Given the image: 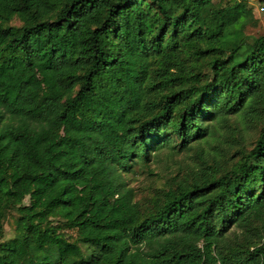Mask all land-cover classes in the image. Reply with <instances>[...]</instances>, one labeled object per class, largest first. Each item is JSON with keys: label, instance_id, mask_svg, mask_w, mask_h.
<instances>
[{"label": "trees", "instance_id": "trees-1", "mask_svg": "<svg viewBox=\"0 0 264 264\" xmlns=\"http://www.w3.org/2000/svg\"><path fill=\"white\" fill-rule=\"evenodd\" d=\"M258 24L247 0H0V264H264Z\"/></svg>", "mask_w": 264, "mask_h": 264}, {"label": "rangeland", "instance_id": "rangeland-1", "mask_svg": "<svg viewBox=\"0 0 264 264\" xmlns=\"http://www.w3.org/2000/svg\"><path fill=\"white\" fill-rule=\"evenodd\" d=\"M250 7H252L255 18L258 19L259 24L256 28H248L247 34L251 36H259L264 34V0H247ZM181 158V157H179ZM154 166H152L153 168ZM156 167V166H155ZM165 164L162 163L160 167L157 166L158 170H154L156 174L159 176H153L149 177L144 173H141L140 171H137L136 174H130L128 176L129 184L131 187L135 188L138 194L147 193L148 189L153 186L159 184V181L157 180L159 177L166 176L168 174V171L165 169ZM155 169V168H153ZM28 200L25 199L23 202L24 204H27ZM14 213V212H12ZM9 215L7 219L4 221V230H5V238L9 239L12 237V230H11V219ZM46 250L43 252H47L48 257L52 260L57 259V247L55 245L49 244L45 247ZM42 253V254H44ZM42 254H37L34 252H30L29 254L25 255L22 259V261L25 264H31L33 261H39L40 256Z\"/></svg>", "mask_w": 264, "mask_h": 264}]
</instances>
